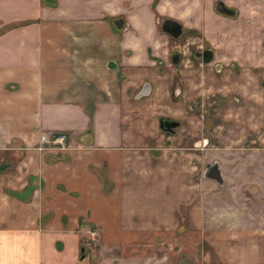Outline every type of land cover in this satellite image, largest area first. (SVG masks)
<instances>
[{"label": "crops", "instance_id": "1", "mask_svg": "<svg viewBox=\"0 0 264 264\" xmlns=\"http://www.w3.org/2000/svg\"><path fill=\"white\" fill-rule=\"evenodd\" d=\"M165 19L233 53L264 39V0H0V264H86L93 227L126 264L121 209L197 206L190 153L149 128L153 99L133 98L172 78ZM56 134L62 146L41 140Z\"/></svg>", "mask_w": 264, "mask_h": 264}, {"label": "rangeland", "instance_id": "2", "mask_svg": "<svg viewBox=\"0 0 264 264\" xmlns=\"http://www.w3.org/2000/svg\"><path fill=\"white\" fill-rule=\"evenodd\" d=\"M251 46L250 56L237 60L244 65L243 70L214 73L217 76L211 81L210 91L190 83V74H185L187 95L181 102L185 101L188 114L177 108L178 101L175 104L170 84L163 87L164 94L159 91L154 95L160 85L153 86L152 95L141 98L153 99L149 104L153 114L149 128L159 137L164 136L166 148L181 156L183 149L190 153L191 167L196 166L197 206L184 204L171 216L165 215L170 209H121V227L114 231L127 242L126 264H174V261L176 264H253L254 257L261 264L260 257L264 258V44L259 54L258 46ZM194 94L208 98L196 103ZM189 109L196 115H191ZM159 114L178 120L182 127L171 135L163 132L158 127ZM153 153L159 157L160 148H155ZM192 155L196 156L195 160ZM207 165H217L220 183L206 177ZM175 221H178L175 229L163 227ZM98 229L91 228L89 244L82 245L80 260L86 264H118L117 258L108 261L112 258L110 253H100L103 244ZM178 239L185 242H181L183 251L172 245ZM186 244L189 246L185 247ZM139 250L141 253L136 254ZM136 259L138 262H131Z\"/></svg>", "mask_w": 264, "mask_h": 264}, {"label": "flooded vegetation", "instance_id": "3", "mask_svg": "<svg viewBox=\"0 0 264 264\" xmlns=\"http://www.w3.org/2000/svg\"><path fill=\"white\" fill-rule=\"evenodd\" d=\"M215 9L216 11L218 10V12L225 17L232 18L231 16H233V11L230 10L229 8H226V6L223 5L222 3L216 6ZM163 21L158 20L157 22L159 25V31H161L160 25ZM181 28H182L181 34L177 38H172L167 33H164L163 31L161 32L166 34L171 39V41L174 43L175 50L170 56V63L173 69V75H172V78L169 84L173 86V96H174V99L176 100L175 104L178 101L177 108L178 109L180 108L182 113L188 114L187 113L188 109H187V105L185 101H183V104L181 102V99H184L185 95H187V89L185 88V84H184L185 74L187 73L190 74V78H188V81L189 82L191 81L190 83L199 84V86L204 87V91H210L211 81L214 77L217 76V75H214V73L222 74V73H225L226 70H229V69L233 70L235 73H237L238 70L240 72V70H243L241 69V67L244 65L240 64L239 61L237 60L244 58V55H247L245 50L253 49V47H248L249 45L247 44L246 46L242 47V51H237L236 53L237 55L234 56L233 52H231L230 47L226 46V48H223V47L219 48L215 46L212 42L202 39L198 34L194 32L185 31L182 25H181ZM256 39L259 42V39L258 38ZM261 44L262 45L264 44V39L261 41ZM257 46H258L257 54H259L260 47L259 45ZM254 52L255 51H253L252 54H254ZM224 59H227V60L230 59V61L228 62L226 61L227 62L226 63L224 62ZM239 66H240V69H239ZM186 70L188 71L185 72ZM149 85H150V92L147 96L152 95L153 89H154L153 85L151 84ZM262 85L264 86V83ZM192 96L194 98V102L196 101V103H199L200 100L204 101L205 99L208 98V97H205L202 99L201 97H197L195 94ZM188 108H191V106H188ZM190 113L191 115H196L194 110H191ZM158 118H159L158 127L160 130H162L160 128V119L161 118L167 119L169 117L159 114ZM170 121H173V120H170ZM174 122H178L179 125L173 129L167 128L166 131L164 130L162 131L165 133H169L171 135L174 133L176 129L182 127L181 123L178 120H175Z\"/></svg>", "mask_w": 264, "mask_h": 264}, {"label": "water", "instance_id": "4", "mask_svg": "<svg viewBox=\"0 0 264 264\" xmlns=\"http://www.w3.org/2000/svg\"><path fill=\"white\" fill-rule=\"evenodd\" d=\"M114 24L118 28H122L124 25V21L122 19H118L114 21ZM160 30L163 31L164 33H167L170 35L172 38H177L182 31L181 25L177 23L176 21L166 19L164 20L161 25H160ZM150 92V85L145 84L141 90L134 96V99H140L146 95H148ZM179 125L178 122L170 121L164 118L160 119V128L164 131L167 130V128H175ZM7 168V165H0V171H3ZM207 171L205 172L206 177L210 179H214L220 183V173L218 170L217 165H207L206 166Z\"/></svg>", "mask_w": 264, "mask_h": 264}, {"label": "built area", "instance_id": "5", "mask_svg": "<svg viewBox=\"0 0 264 264\" xmlns=\"http://www.w3.org/2000/svg\"><path fill=\"white\" fill-rule=\"evenodd\" d=\"M41 140L53 146H62L66 141V137L63 134H56L48 139H46L45 136H42Z\"/></svg>", "mask_w": 264, "mask_h": 264}]
</instances>
